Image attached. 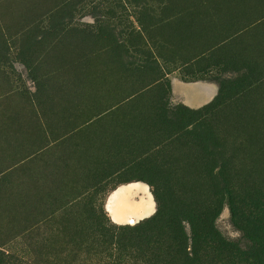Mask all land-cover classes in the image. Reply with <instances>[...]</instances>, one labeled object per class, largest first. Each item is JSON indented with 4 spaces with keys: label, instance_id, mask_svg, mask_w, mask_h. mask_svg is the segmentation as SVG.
<instances>
[{
    "label": "rangeland",
    "instance_id": "1",
    "mask_svg": "<svg viewBox=\"0 0 264 264\" xmlns=\"http://www.w3.org/2000/svg\"><path fill=\"white\" fill-rule=\"evenodd\" d=\"M222 84L211 135H175L161 109ZM263 141L264 0H0V264H111L109 194L147 181L245 246Z\"/></svg>",
    "mask_w": 264,
    "mask_h": 264
},
{
    "label": "trees",
    "instance_id": "2",
    "mask_svg": "<svg viewBox=\"0 0 264 264\" xmlns=\"http://www.w3.org/2000/svg\"><path fill=\"white\" fill-rule=\"evenodd\" d=\"M134 50L143 54L140 46ZM229 90L222 84L217 98L197 111L167 106L161 112L175 120L169 124L171 129L178 128L175 135H197L201 130L209 136L210 116L226 102ZM186 115L192 122L184 127ZM147 183L152 188L155 213L132 227L117 226L121 234L104 229L100 232L113 246V255L108 257L113 260L111 264H264V194L250 197V205L238 192L228 197L233 224L246 240L245 246H240L217 232L215 213L210 215V208L187 207L174 194L166 196L153 183Z\"/></svg>",
    "mask_w": 264,
    "mask_h": 264
},
{
    "label": "crops",
    "instance_id": "3",
    "mask_svg": "<svg viewBox=\"0 0 264 264\" xmlns=\"http://www.w3.org/2000/svg\"><path fill=\"white\" fill-rule=\"evenodd\" d=\"M118 194L120 195V198ZM141 194L142 196L139 201L136 200ZM124 206L128 208L130 207L131 211L132 208L135 207L136 212H128L129 210H125ZM144 208H146V212L144 211ZM149 208L151 209V212H149ZM155 208V202L148 187L141 183H130L117 187L109 194L106 202V211L109 214L111 221L118 225H126L130 219H136V221L139 222L143 219L149 218L155 213Z\"/></svg>",
    "mask_w": 264,
    "mask_h": 264
},
{
    "label": "bare ground",
    "instance_id": "4",
    "mask_svg": "<svg viewBox=\"0 0 264 264\" xmlns=\"http://www.w3.org/2000/svg\"><path fill=\"white\" fill-rule=\"evenodd\" d=\"M263 142H264V141H263ZM134 184H135V183H134ZM125 187H126V186H125ZM139 188H142V187H139ZM145 190H146V189H145ZM121 191H122V190H121ZM121 191H120V192H121ZM118 195H119V194H118ZM148 195H149V194H148ZM119 198H120V195H119ZM114 200H115V199H114ZM150 200H151V199H150ZM150 202H151V201H150ZM113 208H114V207H113ZM124 209H125V210H129L128 212H133V213L136 212L135 207L132 208V211H131L130 207L128 208V207H125V206H124ZM144 209H145L144 211L146 212V211H147L146 208H144ZM149 210H150L149 212H151V209H150V208H149ZM113 212H114V211H113ZM143 214H144V213H143ZM113 218H114V217H113ZM141 218H142V217H141ZM137 220H138V219H137ZM134 222H137L136 219H130L128 223H129V224H132V223H134Z\"/></svg>",
    "mask_w": 264,
    "mask_h": 264
}]
</instances>
